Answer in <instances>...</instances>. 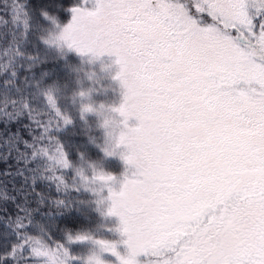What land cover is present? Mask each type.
Returning <instances> with one entry per match:
<instances>
[{"label":"snow or ice","instance_id":"1","mask_svg":"<svg viewBox=\"0 0 264 264\" xmlns=\"http://www.w3.org/2000/svg\"><path fill=\"white\" fill-rule=\"evenodd\" d=\"M0 8V264H264V0Z\"/></svg>","mask_w":264,"mask_h":264},{"label":"trees","instance_id":"2","mask_svg":"<svg viewBox=\"0 0 264 264\" xmlns=\"http://www.w3.org/2000/svg\"><path fill=\"white\" fill-rule=\"evenodd\" d=\"M23 3H36L39 0H22ZM4 3V0H0V5ZM0 15H3V8H0ZM4 19H9V16H4ZM74 62V61H73ZM44 71L48 72L51 76L52 80L60 79L63 80L66 75L65 66L62 59H50L46 66L43 68ZM95 135V133H93ZM65 142H70L73 145V159H76L79 154V150H83L84 146L87 145V151L94 158L97 155V149L95 146L88 143V134L83 131L81 128H77L67 134L64 137ZM114 165L118 166V161L113 162ZM17 164L15 159L3 160L0 159V190H4L5 188L12 194L14 190L18 189L22 184V178L16 175ZM67 172V170H65ZM70 178V177H69ZM47 182L38 187L36 191H40L41 188L45 187ZM47 192L52 195L53 198H61L63 199L62 194H57L55 190V185L52 184L50 187H47ZM73 197L77 200L85 199L84 196L79 195L78 193L73 192ZM73 216H78L79 213L73 212L71 213ZM83 219V217H81ZM55 224H59L61 228L64 227V224L61 223L60 220L55 221ZM55 232V227L53 228ZM59 233L53 236V239H58ZM4 241L0 240V247H2Z\"/></svg>","mask_w":264,"mask_h":264}]
</instances>
